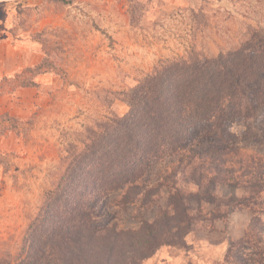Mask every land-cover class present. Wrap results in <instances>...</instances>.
Segmentation results:
<instances>
[{"label": "trees", "instance_id": "obj_1", "mask_svg": "<svg viewBox=\"0 0 264 264\" xmlns=\"http://www.w3.org/2000/svg\"><path fill=\"white\" fill-rule=\"evenodd\" d=\"M123 100L124 115L66 144L16 257L0 264H142L240 210L249 220L225 260L264 264V155L230 130L264 107V29L248 25L215 56L161 62Z\"/></svg>", "mask_w": 264, "mask_h": 264}, {"label": "rangeland", "instance_id": "obj_2", "mask_svg": "<svg viewBox=\"0 0 264 264\" xmlns=\"http://www.w3.org/2000/svg\"><path fill=\"white\" fill-rule=\"evenodd\" d=\"M248 25L264 29V0H0V258L16 257L68 142L124 115L123 92L161 62L232 49ZM263 127L264 107L230 130L264 155ZM248 220L240 210L142 264H231Z\"/></svg>", "mask_w": 264, "mask_h": 264}]
</instances>
